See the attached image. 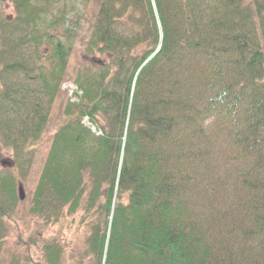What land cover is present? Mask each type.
Listing matches in <instances>:
<instances>
[{"label": "trees", "instance_id": "1", "mask_svg": "<svg viewBox=\"0 0 264 264\" xmlns=\"http://www.w3.org/2000/svg\"><path fill=\"white\" fill-rule=\"evenodd\" d=\"M8 1L0 152L17 174L0 173V256L74 35L64 13L47 19L53 0ZM96 8L86 53L106 62L77 71L28 214L50 224L81 212L89 264H264V0ZM42 251L62 264L57 241Z\"/></svg>", "mask_w": 264, "mask_h": 264}, {"label": "rangeland", "instance_id": "2", "mask_svg": "<svg viewBox=\"0 0 264 264\" xmlns=\"http://www.w3.org/2000/svg\"><path fill=\"white\" fill-rule=\"evenodd\" d=\"M53 8L49 10L47 19L59 17L64 13L66 27L72 29V50L67 64V82L73 83L77 71L90 66L92 62H106L104 55L94 56L86 53L90 36V27L96 15L97 0H53ZM1 12L4 16L13 15V9L8 0H3ZM55 34V32H54ZM73 85V84H72ZM68 87L65 84L59 97L49 111L48 123L44 135L35 148L31 167L18 185L22 186L25 199L19 202L14 216L9 222V232L0 256V264H7L15 255L21 264H44L42 247L46 242L57 241L62 247V264H89L92 261L85 258L86 238L89 235V221L82 219L81 212L72 216L62 217L58 223L44 224L41 220L30 216L28 208L32 194L36 188L43 164L45 162L51 139L63 123V108L68 101ZM6 161L10 166L2 165ZM8 169L17 174L10 157V152H0V173Z\"/></svg>", "mask_w": 264, "mask_h": 264}, {"label": "water", "instance_id": "3", "mask_svg": "<svg viewBox=\"0 0 264 264\" xmlns=\"http://www.w3.org/2000/svg\"><path fill=\"white\" fill-rule=\"evenodd\" d=\"M2 165L10 166V164L7 163L6 161L2 162ZM18 196H19V200L20 201H23L25 199V195H24V192H23V189H22L21 185L18 186Z\"/></svg>", "mask_w": 264, "mask_h": 264}, {"label": "built area", "instance_id": "4", "mask_svg": "<svg viewBox=\"0 0 264 264\" xmlns=\"http://www.w3.org/2000/svg\"><path fill=\"white\" fill-rule=\"evenodd\" d=\"M74 92H75V88L72 85H69V87H68L69 95L72 96ZM92 130H94V129H92Z\"/></svg>", "mask_w": 264, "mask_h": 264}]
</instances>
